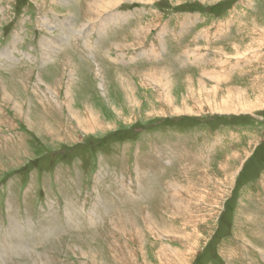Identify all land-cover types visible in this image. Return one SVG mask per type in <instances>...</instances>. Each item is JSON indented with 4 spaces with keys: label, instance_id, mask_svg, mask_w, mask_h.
I'll use <instances>...</instances> for the list:
<instances>
[{
    "label": "rangeland",
    "instance_id": "374dc122",
    "mask_svg": "<svg viewBox=\"0 0 264 264\" xmlns=\"http://www.w3.org/2000/svg\"><path fill=\"white\" fill-rule=\"evenodd\" d=\"M143 1L0 0V264H264V0Z\"/></svg>",
    "mask_w": 264,
    "mask_h": 264
},
{
    "label": "bare ground",
    "instance_id": "6f19581e",
    "mask_svg": "<svg viewBox=\"0 0 264 264\" xmlns=\"http://www.w3.org/2000/svg\"><path fill=\"white\" fill-rule=\"evenodd\" d=\"M93 2L91 3V5H90V9L92 10V11H94V15L96 16L99 12H102V11H104L105 9H110V7H112L114 4H116V3H120V2H126V0H99L100 2H102L103 3V6H100V7H97V6H95V3H97L95 0H92ZM129 1V0H128ZM139 1H143V0H138V2ZM146 2H151L150 0H145ZM95 2V3H94ZM133 2V1H132ZM144 2V1H143ZM88 6V5H87ZM84 10V9H83ZM84 12V11H83ZM91 20V19H90ZM164 39H165V37H164ZM151 43V42H150ZM149 43V44H150ZM250 49V48H249ZM239 50V48H237L234 52H237ZM91 52H94V51H91ZM234 55H236L235 53H234ZM244 56V55H243ZM6 58V57H5ZM238 58H240V57H238ZM67 67V69H68V71H69V75H70V78H72V77H74L75 75H76V72H77V69L74 67V65L71 63V61H69L68 60V65L66 66ZM66 69V68H65ZM98 71V70H97ZM163 71V69L161 70V72ZM65 72H67V71H65ZM64 73V72H63ZM78 73V72H77ZM66 74V73H65ZM163 74H166L167 76H169L170 75V73H168V72H164ZM104 75H105V73L103 72L102 73V71H98V75L97 76H99V78H100V80H102V81H104L105 80V77H104ZM207 76V74L206 73H204V74H201V76H200V78H202L203 79V77L205 78ZM3 80V79H2ZM40 80V79H39ZM186 80H189V78H187ZM168 81H166V83L164 82V88H165V91H166V96L164 97V98H162V102H161V104H162V107L160 108V110H158L157 111V114H162V113H165L166 111H168V110H171V109H175L178 113L177 114H179V113H188V114H198V113H201L202 112V110L201 109H197V110H192L193 108H192V106H195V105H199V104H201V103H203V102H206V99H204V98H207V99H209L208 100V109H210V111H211V113H213V112H217V113H223V112H225V113H229V112H246V111H250V110H252L253 108H256L257 106H259V102H260V100L259 101H257V102H255V104H254V102H252V103H249V102H247V101H242V102H240L238 105H236V107H229V109H221V107L219 106V107H217V106H214L213 105V98H215L216 97V95L215 94H217V93H215L214 91H212L213 89H215L216 87H211V90H209L208 91V89H207V87L208 86H206V85H204V83L202 82V80L200 81V79L198 80V84L203 88V90H205V91H207V93H210V95L209 96H207V97H204V98H201L200 100H191V102H192V106H189V105H187V104H185V103H183L182 105H180V107L178 108L177 106H173V105H171V104H174L175 102V99L174 98H172L170 95H169V93H168V83H167ZM46 86H48V87H50L48 84L46 85ZM71 87H73V86H71ZM68 88V87H67ZM251 89H253V87L251 88ZM68 91V90H67ZM5 93H7V91L5 92ZM11 94V93H10ZM7 99H8V96L6 95L5 96ZM69 97V96H68ZM70 98V97H69ZM174 99V100H173ZM182 99H186V98H182ZM187 100H189V99H187ZM69 101V100H68ZM67 101V102H68ZM88 101V100H87ZM183 101V100H182ZM190 101V100H189ZM203 101V102H202ZM17 103V102H16ZM88 103V102H87ZM92 103V102H91ZM164 103H167V107L164 105ZM90 104V103H89ZM89 104H88V106H89ZM261 104V103H260ZM22 105V104H21ZM263 105V104H262ZM93 106V105H92ZM163 106H165V107H163ZM19 107H20V105H19ZM91 107V106H90ZM175 107V108H174ZM32 108V107H31ZM88 108V107H87ZM30 109V108H29ZM90 109V108H89ZM88 109V110H89ZM230 109H234V110H230ZM27 110V109H26ZM25 110V111H26ZM30 110H32V109H30ZM76 110V109H75ZM90 111H91V109H90ZM89 111V112H90ZM23 112V111H22ZM29 112H31V111H29ZM88 112V111H87ZM92 112V111H91ZM94 112V111H93ZM25 114V113H24ZM91 114V113H90ZM31 115V114H30ZM92 115V114H91ZM84 116V115H83ZM97 116V115H96ZM92 117V116H91ZM78 118V117H77ZM27 119V118H26ZM30 119V118H29ZM79 119V118H78ZM81 119V118H80ZM79 119V120H80ZM87 119V118H86ZM85 119V120H86ZM91 119V118H90ZM100 119V118H99ZM32 121V120H31ZM83 121V120H82ZM88 123H89V125H84V127L88 130V131H92V132H94V133H96V131L98 130V129H100V128H102V127H104V126H102L101 124H96V123H98V122H93L92 121V123H94V124H92V125H90L91 123L88 121ZM87 124V123H86ZM108 125H110V124H108ZM31 126H33V125H31ZM76 127V126H75ZM108 127V126H107ZM83 129V128H82ZM85 129V131H87ZM94 129H96V130H94ZM84 130V129H83ZM37 134V133H36ZM41 135V134H40ZM47 135V134H46ZM46 135H44L45 137H47ZM64 137V136H63ZM48 138V137H47ZM51 138V137H50ZM58 139V138H57ZM64 139V138H63ZM61 141V140H60ZM43 143H44V141H43ZM232 175V177H233V174H231ZM231 175L229 176V178H228V180H230V178H231ZM208 177V176H207ZM189 182V181H188ZM226 183H228V181H226ZM187 184V183H186ZM198 184H200V183H198ZM198 186V185H197ZM198 188H200L199 186H198ZM204 189V188H203ZM208 189V188H207ZM189 190V189H188ZM187 190V191H188ZM199 190H201V189H199ZM186 191V192H187ZM190 195V194H189ZM202 195V194H201ZM223 196V195H222ZM202 197V196H201ZM137 198V197H136ZM200 198V197H199ZM218 199V198H217ZM217 199H215V200H217ZM212 201H214L213 199H212ZM216 202V201H215ZM148 216L150 217V214H148ZM156 218V217H155ZM162 218V217H161ZM165 220V219H164ZM161 221V220H160ZM163 222V221H162ZM51 224H53V223H49L48 225H50V226H48V227H50V229H51V227H52V225ZM55 224V223H54ZM133 224V223H132ZM160 224V223H159ZM163 224H164V222H163ZM162 224V225H163ZM124 225V224H123ZM153 225H155V226H158V224H153ZM184 225H189L191 228H193L194 226L193 225H191V224H184ZM117 227V226H116ZM128 227V226H127ZM159 227V226H158ZM115 228V227H114ZM119 228V227H118ZM125 228V227H124ZM123 228V229H124ZM161 228V227H160ZM171 228V227H170ZM49 229V230H50ZM136 229V228H135ZM118 230H121V228L120 229H118ZM161 230H163V229H161ZM169 230V229H168ZM171 230V229H170ZM163 231H166V229L165 230H163ZM121 232V231H120ZM181 232V230H180V227L178 226V228H176V227H174V226H172V233L173 234H179ZM122 233H123V231H122ZM141 233V232H140ZM166 233H167V231H166ZM143 235V234H142ZM141 235V236H142ZM140 236V235H139ZM261 239V238H260ZM194 244V243H193ZM197 245V244H196ZM193 246V245H192ZM191 246V247H192ZM193 247H195V245L193 246ZM140 249H141V247H140ZM141 251V250H140ZM185 253H187V251H185V252H183V253H181L180 252V250H178L177 248H172V247H170V246H168V245H158V247L156 248V250H155V256H156V260H157V263H159V262H161L162 260H166V259H168L169 261H170V263L171 264H181V263H184L185 261H186V257H185V259L183 258V255L185 254ZM188 253H189V251H188ZM142 255H143V259L146 261V259H145V257H144V255H145V253L143 254V252H142ZM189 255H191V252H190V254ZM192 256V255H191ZM147 262V261H146ZM147 264H149V262H147ZM151 264V263H150Z\"/></svg>",
    "mask_w": 264,
    "mask_h": 264
},
{
    "label": "crops",
    "instance_id": "0c3cea01",
    "mask_svg": "<svg viewBox=\"0 0 264 264\" xmlns=\"http://www.w3.org/2000/svg\"><path fill=\"white\" fill-rule=\"evenodd\" d=\"M97 3H99L100 1L99 0H95ZM150 1H152V0H150ZM213 1V0H212ZM211 1V2H212ZM70 3H72V2H70L69 1V3H67L66 2V4H67V6L70 4ZM148 3H151V2H148ZM72 21V23H73V19L71 20ZM70 22V21H69ZM253 22V21H252ZM72 27H73V25H72ZM84 27V26H83ZM228 27V26H227ZM226 27V28H227ZM80 30H82V29H80ZM262 30H264V27L262 28ZM72 31V30H71ZM161 31V33L163 32V33H165V29H161L160 30ZM230 32H233V31H229L228 32V34L230 35ZM235 32H236V36H235V40H239L240 38H241V35H242V33H243V31H242V26H236V30H235ZM252 33V31L250 32V34ZM135 34H137V35H143L144 36V34L145 33H142V32H140V31H138V32H136ZM166 34H165V38H166ZM253 36L252 35H250L249 36V38H252ZM221 39V38H220ZM240 40H242V39H240ZM245 40V39H244ZM234 41V40H233ZM252 40H250V41H247V46H248V48H252V47H250L249 45L253 42H251ZM217 43H220V44H222V41H220V42H217ZM235 44V43H234ZM230 46V45H229ZM246 46V47H247ZM219 48H221V47H219ZM230 48L232 49L231 51L233 52V54H234V51L238 48V47H236V46H230ZM226 51L223 49V48H221V52H219L220 54L221 53H225ZM207 56V55H206ZM254 56L256 57V59H261V58H263V56H262V54L261 55H258V54H254ZM206 59H207V57H206ZM207 60H205L204 59V61H203V63H206V65L208 66V63L206 62ZM218 61H216V62H213V64L214 65H217L218 67H220L219 65H218ZM249 71V70H248ZM241 72L242 73H246L247 72V70H245V71H243V70H241ZM220 74H221V72H220ZM233 73H232V70L229 72V73H227L226 74V76H228V75H232ZM225 76V73L224 74H222V77L226 80V81H230V83H232V80H231V78H225L224 77ZM231 87H232V85H230ZM222 90V89H221ZM218 96L219 97H215V98H213V100L212 101H214V100H220V101H224V98H223V96L222 95H220V94H218ZM240 103V102H239ZM239 103H237V104H234V105H230L229 107H236V105H238ZM221 107V109H229V107H224V106H220ZM223 113H225V112H223ZM222 170L224 169V167H222L221 168ZM222 171H220V173H221ZM202 184H205V183H202ZM178 206V208H180V210L178 211V212H181L180 214L181 215H179V214H177V215H179V216H176V214L175 215H173V219H175V220H179V222H180V224L182 225V224H191V225H193V226H195V219H196V216L194 217L193 215H190V213L189 212H187V213H185L186 211H183L182 209L183 208H187V207H189V208H191L188 204H184V203H182V202H179V205H177ZM126 209H128L129 210V208H124V210H126ZM145 212V211H144ZM149 214V213H148ZM177 218V219H176ZM155 226V225H154ZM187 227H189V228H191L189 225H184L183 226V228H187ZM193 230V229H192ZM194 233H193V231H189V233L187 234V236H192ZM160 243H157L158 245H168V246H170V247H172V248H177L176 246H174V245H170V244H165V243H163V242H161V241H159ZM156 244V243H155ZM157 245V246H158ZM178 250H180L179 248H177ZM189 251V252H191L192 250L189 248V247H187L186 249L184 248V250L183 251H181L180 250V252L181 253H183V252H185V251ZM153 254V256H154V259L156 260V256H155V250H152L151 251ZM143 261H144V263L143 264H147V262L143 259ZM151 262H149V264H150ZM152 264V263H151ZM155 264H171L170 263V261L168 260V259H166V260H162L161 262H159V263H157V260H156V263Z\"/></svg>",
    "mask_w": 264,
    "mask_h": 264
}]
</instances>
